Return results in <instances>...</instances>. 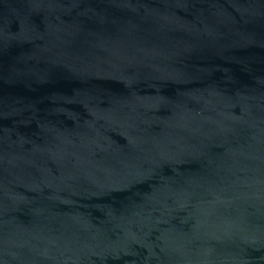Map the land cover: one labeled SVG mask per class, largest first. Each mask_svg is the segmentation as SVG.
I'll use <instances>...</instances> for the list:
<instances>
[{"label": "water", "instance_id": "1", "mask_svg": "<svg viewBox=\"0 0 264 264\" xmlns=\"http://www.w3.org/2000/svg\"><path fill=\"white\" fill-rule=\"evenodd\" d=\"M0 264H264V0H0Z\"/></svg>", "mask_w": 264, "mask_h": 264}]
</instances>
